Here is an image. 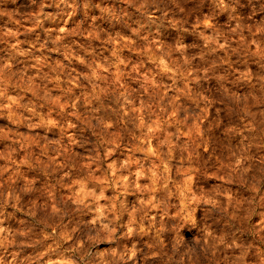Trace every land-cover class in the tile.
<instances>
[{"label": "clouds", "instance_id": "clouds-1", "mask_svg": "<svg viewBox=\"0 0 264 264\" xmlns=\"http://www.w3.org/2000/svg\"><path fill=\"white\" fill-rule=\"evenodd\" d=\"M0 264H264V0H0Z\"/></svg>", "mask_w": 264, "mask_h": 264}]
</instances>
